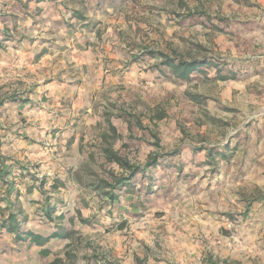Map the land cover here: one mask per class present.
Instances as JSON below:
<instances>
[{"label": "rangeland", "instance_id": "obj_1", "mask_svg": "<svg viewBox=\"0 0 264 264\" xmlns=\"http://www.w3.org/2000/svg\"><path fill=\"white\" fill-rule=\"evenodd\" d=\"M28 2L0 0L9 35L0 42V96L53 105L45 135L56 142L30 140L47 163L29 168L47 176L43 200L56 219L36 214L40 197L30 193L22 235L69 231L50 244L58 264H85V253L96 255L87 264H264V0ZM160 52L219 59L235 77L211 79V67L189 81L169 78L156 66ZM0 115L10 135L40 123L25 109ZM12 145L10 153L21 149ZM208 146L221 152L211 158ZM106 148L135 166L165 156L146 177L137 173L133 193L114 189L112 204L102 193L109 187L91 183L128 170ZM174 151L181 160L166 154Z\"/></svg>", "mask_w": 264, "mask_h": 264}, {"label": "crops", "instance_id": "obj_2", "mask_svg": "<svg viewBox=\"0 0 264 264\" xmlns=\"http://www.w3.org/2000/svg\"><path fill=\"white\" fill-rule=\"evenodd\" d=\"M22 1V0H19ZM42 2L43 0H38ZM28 4L31 6L33 5V0H29ZM44 59V55H41L39 58V62ZM2 67V64L0 63V68ZM15 93V92H14ZM9 94V93H8ZM7 93L0 96V114H7V112L10 110V108H16L18 110H26V114L29 116L30 120H32V117H36L35 119L40 118V123L37 125L36 122L30 123V126L27 128H24L23 131H18V133L10 135L9 132H5L4 129L9 130V128L5 125L6 121L5 119L1 118L0 115V260H9L13 262H4L0 264H42V259L48 258L52 256L51 259L47 261V264H50L54 259L58 258L57 256L54 257L51 252V246L50 244L54 242V240L63 239L70 236V232L68 231V236L63 237H54L51 238L49 241H47L44 245H38L35 243L30 242V237L26 235H22L23 232L21 231V224L24 223L26 218L32 217L30 215L29 211V201L27 199V196L30 193H36L40 197L39 203L36 200V204L39 207L34 209V212L36 214L38 213V210L42 211L40 213L43 216V219L46 221H54L56 217L53 216V212L51 211V217L52 220L49 218V216H46L44 212L47 210L46 208L49 205L50 207L56 208V206H51L49 203L48 195L46 193V190L44 187H39L38 184L33 183L32 180H30L28 177L20 178L21 169L29 168L31 165H33V160H39V161H45L47 163V160L45 158L40 157L38 159V155H46L44 152H39L37 154L33 153L34 150H38L39 148L35 147L34 144H30L29 141L34 139L33 142H39V141H49L56 142V137L58 136L56 133L51 131L47 135H45V132H48L51 129V121H49L50 113H54L55 111L52 110L53 105L48 107L49 105H41V104H35L38 105V108L31 109V104H34L32 101L31 95H26L28 97L24 98H18L16 99V94L8 95ZM44 98V97H41ZM26 99V100H24ZM37 101V100H35ZM43 104V101H41ZM45 114H48V117L44 116ZM54 124V123H53ZM22 129V127H21ZM55 135V138L50 139L51 136ZM29 138H28V137ZM31 138V139H30ZM52 138V137H51ZM15 144V145H12ZM12 145L13 148H21L19 151L16 150L14 153H10L8 150V146ZM24 148V149H22ZM19 152L18 154H16ZM43 163V162H42ZM37 164V163H36ZM42 168H44L46 165L42 164ZM30 170V168H29ZM5 171H8L6 174H4ZM4 174V176H3ZM5 178V180H4ZM48 180V178H47ZM19 186V189L17 188ZM42 190L44 192H42ZM14 194V195H13ZM35 194V196H36ZM46 197L48 200L45 202L43 199ZM52 210V209H51ZM10 212L16 213L18 221H19V231H21L22 237L21 240H16L15 233L7 232L3 227H1V221L3 219H6L5 217L8 216ZM28 214V217H27ZM32 214V213H31ZM56 216H60V213ZM46 217V218H45ZM58 218V217H57ZM58 228V227H57ZM56 230V229H55ZM60 230V228H58ZM34 233V232H33ZM35 234H39L43 237L48 236L50 233L45 232H38ZM24 246V248H23ZM22 248V249H21ZM43 249H47L48 253L44 254ZM69 251L66 253L68 254ZM76 255H74L75 257ZM96 256V255H95ZM94 257V255H89L87 253L82 255L83 259H87L85 264ZM104 257V256H103ZM96 258V257H95ZM12 259V260H11ZM60 259L61 262L62 259ZM70 261V258L66 261H64V264H67V262ZM16 262V263H15ZM59 263V262H58ZM56 263V264H58Z\"/></svg>", "mask_w": 264, "mask_h": 264}, {"label": "trees", "instance_id": "obj_3", "mask_svg": "<svg viewBox=\"0 0 264 264\" xmlns=\"http://www.w3.org/2000/svg\"><path fill=\"white\" fill-rule=\"evenodd\" d=\"M8 36L9 35L5 31L0 29V42H2V40H4V38H7ZM149 53L153 55L155 54V52L153 51H149ZM159 54L161 56V61L156 66L157 68L160 69V71L164 73L165 76H168L169 78H177L183 81H189L192 79L191 74L193 72L206 73L207 68H211V67H214L216 71L215 75L211 79L226 80L228 78L235 77V71H233L232 69L228 70L227 73L223 72L224 67H222V65H224L225 62L223 61L219 63L218 62L219 59L203 57L201 59L185 60V59H178L175 57H170L167 54H164L161 52ZM162 66L167 68L168 71L167 72L164 71L162 69ZM188 96H190L191 100L196 101V102H199L201 100V97L196 94H191ZM110 128L113 131L115 130L112 125H110ZM197 148L201 149L202 147H194V149H197ZM206 149H207V155L211 158L215 157L214 152L218 153L220 151V150L218 151L214 149V147L212 146H208L206 147ZM104 152L106 154V158L108 159V161L116 162L119 166H121V168L128 170V174L121 173L119 176L114 175L117 177H114L111 181H107L105 179H98L95 182L91 183L95 190H103L104 188L109 187L108 190H103L102 193L107 196V201L112 204L119 202L118 194L120 192H128V193L134 192L135 190L134 182L137 180L136 178L137 173H141L142 176L146 177V175L144 174L145 168L153 165L157 157L165 156L162 153L161 154L158 153L157 155H154L155 157L153 156L151 160L146 163V165L144 166L136 165L135 166V165L130 164L128 161L118 156L115 152H113L112 150L108 148L104 149ZM166 154H170V156H172V154H177V156H179V160H181L180 151H174L173 153L171 152V153H166ZM214 162H216V160H214ZM180 167H181V163L177 165L178 169ZM7 172L8 171H5L4 174H6ZM20 174H21L20 178L28 177L30 180L33 181V183L38 184L39 187H44L47 184L46 175H44L43 177H36L34 174L30 172L29 168L27 169L23 167L20 171ZM147 177H150V176L148 175ZM51 180H53V182L51 183V186L55 188L57 186V184L55 183V179L52 178ZM114 189H117L119 193H115ZM42 192L44 191L42 190ZM146 202H149V201H146ZM47 206H48V209L44 212V214L46 216H49V218L52 220V217H51L52 210L51 209H53L54 207H50L49 205ZM83 221L85 220L83 219ZM1 227H3L7 232L15 233L16 240H21L23 238H26V237H22L21 235L22 232L19 231V221H18L16 213L10 212L7 218L1 221ZM60 230H56L45 237L39 234H35L32 231H27L25 234L27 237L28 236L30 237V242L38 244V245H44L51 238L63 237L65 235L68 236V232H66L64 228L61 227ZM43 253L47 254L48 250L43 249ZM68 255H69V252H68ZM94 257L96 256L94 255ZM58 262H60V259L56 258L52 262H50V264H56Z\"/></svg>", "mask_w": 264, "mask_h": 264}]
</instances>
